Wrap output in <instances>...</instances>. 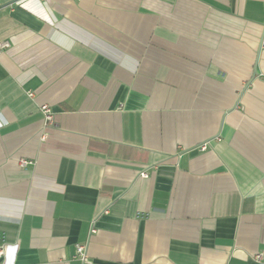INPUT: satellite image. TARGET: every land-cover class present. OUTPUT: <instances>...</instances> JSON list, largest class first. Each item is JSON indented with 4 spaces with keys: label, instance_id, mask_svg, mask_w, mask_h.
<instances>
[{
    "label": "crops",
    "instance_id": "obj_1",
    "mask_svg": "<svg viewBox=\"0 0 264 264\" xmlns=\"http://www.w3.org/2000/svg\"><path fill=\"white\" fill-rule=\"evenodd\" d=\"M14 1L0 264H264V0Z\"/></svg>",
    "mask_w": 264,
    "mask_h": 264
},
{
    "label": "built area",
    "instance_id": "obj_2",
    "mask_svg": "<svg viewBox=\"0 0 264 264\" xmlns=\"http://www.w3.org/2000/svg\"><path fill=\"white\" fill-rule=\"evenodd\" d=\"M264 44V41H263ZM10 42L8 41H3L0 42V55L7 51L10 48ZM30 96H33V94H31ZM40 112L42 114L43 117V121H44V125L46 127H52L55 125V121H54V112L51 108V106H49L48 104H44L40 107ZM206 146L202 147V150H205ZM32 164V162H29L27 160H20L19 165L21 168H27L28 166H30ZM144 177H147V174H143ZM76 252H77V257L80 258L83 262H87V257H86V253H85V248L84 246H77L76 247ZM4 254V247L0 246V257H2ZM255 260L260 261L262 260V255H256L255 256Z\"/></svg>",
    "mask_w": 264,
    "mask_h": 264
},
{
    "label": "water",
    "instance_id": "obj_3",
    "mask_svg": "<svg viewBox=\"0 0 264 264\" xmlns=\"http://www.w3.org/2000/svg\"><path fill=\"white\" fill-rule=\"evenodd\" d=\"M16 1H18V0H15L14 2H11V4L15 3Z\"/></svg>",
    "mask_w": 264,
    "mask_h": 264
}]
</instances>
